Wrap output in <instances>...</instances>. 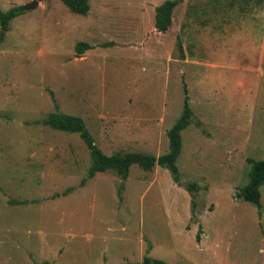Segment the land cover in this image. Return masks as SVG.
<instances>
[{"label": "rangeland", "instance_id": "rangeland-1", "mask_svg": "<svg viewBox=\"0 0 264 264\" xmlns=\"http://www.w3.org/2000/svg\"><path fill=\"white\" fill-rule=\"evenodd\" d=\"M31 1L0 0V10ZM165 1L89 0L78 14L38 0L0 27V264H264V183L261 208L238 196L249 159L264 158V66L185 61L179 26L191 0L158 28ZM77 42L92 47L76 54ZM191 70L207 74L203 84ZM183 85L198 124L181 132L179 183L158 164L90 176L80 135L44 123L76 115L107 155L159 156Z\"/></svg>", "mask_w": 264, "mask_h": 264}, {"label": "trees", "instance_id": "trees-1", "mask_svg": "<svg viewBox=\"0 0 264 264\" xmlns=\"http://www.w3.org/2000/svg\"><path fill=\"white\" fill-rule=\"evenodd\" d=\"M70 11L78 14H85L89 9V0H60ZM180 0H167L155 10V25L160 28L169 22L172 8ZM18 7H13L7 11L0 10L1 33L7 31L8 22L18 13ZM3 35V34H1ZM92 46L87 42H77L75 45L76 54H82ZM184 99L183 108L180 116L174 124L167 130L169 141V150L159 156L145 154L140 152H129L126 154L107 155L94 142L92 135L88 131L83 119L76 115L61 113L59 111L49 113L44 123L50 127L66 132H76L80 135L83 142L91 154V165L89 175L93 176L97 172H103L113 169L121 178L125 179L128 175L129 167L136 163L143 168H151L155 164L165 167L169 170L173 180L176 183L180 181V175L176 160L181 151V132L191 122L198 124V120L193 117V112L188 102L187 89L183 85ZM250 168L248 171V181L240 188L238 196L244 200L255 204L261 208L259 199V187L264 183V158L253 160L249 159ZM123 264H167L163 260L144 257L141 262H125Z\"/></svg>", "mask_w": 264, "mask_h": 264}, {"label": "crops", "instance_id": "crops-1", "mask_svg": "<svg viewBox=\"0 0 264 264\" xmlns=\"http://www.w3.org/2000/svg\"><path fill=\"white\" fill-rule=\"evenodd\" d=\"M189 3L179 26L180 40L187 48L185 61L206 68H214L219 62L256 71V66H264V18L255 16L261 9L260 0H191ZM256 21L262 24L263 36L256 40L258 43L250 41L253 43L244 48L245 40H253L250 30ZM218 34L224 36L225 44L220 41L223 49H220V42L212 40ZM191 74L202 84L207 75L193 70ZM203 86L199 87V92Z\"/></svg>", "mask_w": 264, "mask_h": 264}, {"label": "water", "instance_id": "water-1", "mask_svg": "<svg viewBox=\"0 0 264 264\" xmlns=\"http://www.w3.org/2000/svg\"><path fill=\"white\" fill-rule=\"evenodd\" d=\"M38 4V0H32L30 3L23 4L19 7V11L30 9L35 7Z\"/></svg>", "mask_w": 264, "mask_h": 264}]
</instances>
